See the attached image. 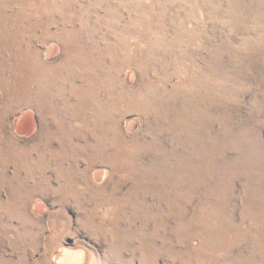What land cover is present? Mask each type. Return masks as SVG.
<instances>
[{
	"label": "rangeland",
	"instance_id": "1",
	"mask_svg": "<svg viewBox=\"0 0 264 264\" xmlns=\"http://www.w3.org/2000/svg\"><path fill=\"white\" fill-rule=\"evenodd\" d=\"M0 264H264V0H0Z\"/></svg>",
	"mask_w": 264,
	"mask_h": 264
},
{
	"label": "bare ground",
	"instance_id": "2",
	"mask_svg": "<svg viewBox=\"0 0 264 264\" xmlns=\"http://www.w3.org/2000/svg\"><path fill=\"white\" fill-rule=\"evenodd\" d=\"M104 81V80H103ZM47 83V82H46ZM129 94V93H128ZM103 96V95H102ZM64 99V98H63ZM112 109V108H111ZM128 116V115H127ZM107 143H109V142H107Z\"/></svg>",
	"mask_w": 264,
	"mask_h": 264
}]
</instances>
